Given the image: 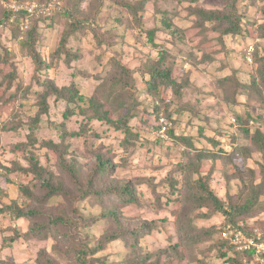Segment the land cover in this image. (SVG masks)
Returning a JSON list of instances; mask_svg holds the SVG:
<instances>
[{
	"label": "rangeland",
	"instance_id": "1",
	"mask_svg": "<svg viewBox=\"0 0 264 264\" xmlns=\"http://www.w3.org/2000/svg\"><path fill=\"white\" fill-rule=\"evenodd\" d=\"M41 1L0 0V21L4 9L33 12L39 2L44 3ZM89 1L83 0L79 9L86 10ZM101 1L104 9L93 26L95 31L85 28L73 32L62 15L57 17L61 23L49 20L39 25L35 49L40 63L52 66L49 71H37L29 45L17 40L11 22L0 24V56L6 59L0 66V209L14 204L23 208L30 205L41 209L45 216L54 217L61 210L67 211L72 204L64 195L44 200L46 190L39 188L41 182L33 174L17 170L31 166L26 156L44 169L46 180L73 192L77 190L75 185L86 188L88 180L96 173L101 156L104 161H109L111 171L105 174L100 187L106 190L111 183L128 184L135 187L137 202L125 203L116 193L81 202L79 210L90 219L89 227L79 233L73 230L72 236L54 230L46 239L29 238L23 234L30 229L29 221H17L11 212H0V264H39V260L40 264H78L79 244L96 245L104 232L111 231L120 234L139 231L142 238L140 253L136 252L138 257L121 241L110 243L96 256L104 258L108 264H124L129 258L142 260L144 256L148 263L155 262L159 256L162 258L160 264H230L219 258V235L203 242L202 236L194 234L195 229L223 232L230 226L228 219L222 213L205 218L213 213L208 206L184 205L187 187L184 178L189 174V163L200 160L199 152L169 138L166 131L165 137L160 136V131L166 127L159 132L155 128L158 123L164 125L165 122L163 117L157 121L153 113V96L148 94V80L143 77L142 70L158 60V50L147 42L140 30L127 25L131 21L126 26L116 22L120 13L112 0ZM144 1L147 2L142 18L146 27L162 28L163 15L160 14L164 13L175 24L176 38L162 34L157 36V42L168 55L172 53L169 63H174L172 68L177 82L186 78L191 81L182 91V97H175L165 87L159 89L162 100L172 101L168 111L177 119L174 124L176 137H192L195 147L217 154L213 160L209 157L201 159L200 173L195 172L193 180L207 177L210 189L223 202L234 197L235 201L243 203L252 190L247 192L244 188L238 169L243 170V177L256 189L263 181L261 165L264 157L249 149L243 153L249 152L247 157L236 158L230 163L226 160L227 155L218 150L222 147L227 149L224 151H232V144L235 151L237 147L252 144L240 129L238 117L258 119L249 123L250 128L255 131L260 127L264 131V73L258 62L259 57H264V39L257 38L261 34L260 27H264V0H235L247 35L225 37V48L218 41L221 32L206 33L193 26L188 16L191 0ZM192 1L195 5V0ZM199 1L205 8L220 9L229 7L232 2L196 0ZM41 6L46 7L45 4ZM157 10L163 13L159 14ZM130 19L134 20L133 17ZM64 36H68V40ZM179 36L183 39H178ZM109 43L114 45L110 47ZM62 44L70 55L58 57L57 50ZM250 46L256 49L251 62L247 59ZM207 53H212L213 61H202L208 57ZM118 61L134 71L133 77H127V86L123 84L117 89V97L108 99L105 97L110 90L107 81ZM232 73L233 78L224 86L220 84V78ZM254 80L258 85L257 93H251L249 89ZM46 82L58 87L76 83L82 96L98 102L101 111H108L113 121L127 116V123L122 126L99 121L88 101L81 102L82 106L67 105L51 95L48 113L36 124L34 120L39 114V101ZM234 92L236 102L230 99ZM124 100L126 107H121ZM188 105L193 108L187 110ZM68 109L73 113L65 116ZM132 109L136 116L129 118ZM56 126H62L63 130ZM9 127L16 129L8 130ZM213 142L218 143L217 149ZM49 143L62 145V159L77 172L71 173L62 166L58 154L48 148ZM21 186L28 187L35 194L34 198L25 197L20 192ZM258 205H264V189L259 204L251 213H257ZM111 209L116 211L114 215L103 217V213ZM246 223L264 234V212L247 219ZM191 228H195L192 233ZM232 255L230 253L228 258ZM243 264H264V259L253 258Z\"/></svg>",
	"mask_w": 264,
	"mask_h": 264
},
{
	"label": "trees",
	"instance_id": "2",
	"mask_svg": "<svg viewBox=\"0 0 264 264\" xmlns=\"http://www.w3.org/2000/svg\"><path fill=\"white\" fill-rule=\"evenodd\" d=\"M83 0H42L40 3L37 4V7L34 8L35 10L32 12L28 11V9H24L21 11H15L4 9L3 12V18L0 21V24L3 22H11V26L13 27L14 35L17 37V40L23 44V45H29L31 49V57H33V60L36 62L37 71L40 72L44 69H47V71L53 69L51 65L40 63L39 61V54L37 53V40L40 35L39 32V25L41 23L45 24L47 21H53V23H61L60 20H57V17L59 15H62L64 19H66V22L69 25V28L73 32H79L81 29L87 28L88 30H94V25H96L99 16H101L103 12V2L101 0H90L86 10H80L81 3ZM114 5L117 6V11L119 14L118 19L116 22L119 23L121 26H126L128 21H131V24L128 23L127 25L130 26L133 30L138 29L140 30V33L142 35H145L147 42L152 45L155 49L158 50V60L156 62H153L149 65L147 69L142 70L143 77L146 78L145 80H148L147 88H148V94H151L153 96L152 98V104H153V113H155L157 121L161 119V117L164 118V125H161L160 123L157 124L155 127L156 130L159 132L162 127H166V134L169 138L177 139L179 142L185 144L188 149H194L197 150L198 158L200 160L196 161L193 160L191 163H189V174L186 175L184 178V182H186V194L184 199V205L185 206H193L194 203L197 207L201 206H208L210 208V211L212 210L213 213L207 214L205 218L211 217L215 213H222L229 221L230 228L231 227H237L241 230H244L246 233H249L250 235L254 233L255 229H251L250 226L246 223L247 219L251 218L252 216H257L258 213L264 212V205L259 207L257 206V210L255 212L257 213H251L255 209V206L259 204L260 202V195L263 194L264 189V163L261 165L262 175H263V181L261 184H259V187L253 188V184L250 180H246L244 176V172L242 169H238V175L240 176L239 180L243 183L244 188L247 190V192H252L249 194L247 199L241 203L240 201H235L234 197H229V199L226 202H223L221 199L218 198L214 194V192L210 189L208 178H200L197 180H193L192 175L195 172L200 173V161L204 157H209L211 160L217 155L212 154L210 150L195 147L194 145V139L192 137H176L177 133L175 132L174 124L177 122V119L173 117V115L170 114L171 111H168L169 104L171 99L162 100L159 97V89L162 87L167 88L168 91H172L173 95L175 97H182V91L188 87L191 83L188 78H186L184 81H181L180 83L177 82V79L174 77L173 74V65L170 62L172 59L171 54L165 49H160V43L157 42V36L159 35H171L172 37L176 38V35L178 34L177 29L173 21L169 18H167L160 10H157V13L160 15H163L161 19L162 28L159 27H146L144 24V20L142 18V15L145 12L146 9V2L144 0H112ZM31 3V1H28ZM192 0L190 1V11L188 13V16L191 18V23L193 26L200 31L206 32V33H213V32H221V35L219 36L218 41L222 43V47L225 48L224 45V38L225 37H240L243 33L247 35V31L244 32L242 28V21L243 17L238 14V10L236 9L235 0H232L229 7L225 8H205L201 5V2H196L195 5L192 4ZM26 3V2H25ZM45 4L46 7H43L41 5ZM188 12V11H187ZM126 13H129V15H125ZM130 17H133L134 20H131ZM53 25V24H52ZM50 25V26H52ZM41 26V25H40ZM261 30L259 31L261 34L257 37L258 39H264V27H260ZM95 31V30H94ZM93 31V32H94ZM109 34V33H108ZM107 34V37H108ZM68 35V34H67ZM68 40V36H64ZM140 38V35L137 37ZM182 38L183 36H179L178 39ZM110 47L114 45V43H109ZM216 52V51H214ZM256 52V49H255ZM58 57L61 55H70V51H67L64 49V46L62 44V47L57 50ZM208 57L206 56L205 59L202 61L207 62L208 59L213 61L211 59L212 53H207ZM206 54V55H207ZM171 57V58H170ZM254 57V56H253ZM72 58V57H71ZM70 58V59H71ZM69 59V60H70ZM6 61V59H3L0 56V66ZM258 62L261 66V72L264 73V57H259ZM43 65V68L41 66ZM141 69V68H139ZM137 69L136 71H138ZM130 70V71H129ZM133 72L131 69H128L125 65H122L120 61L117 62V65L114 68V71H112L111 76L108 79V84H110V90L109 93L106 94V98L110 97H117L119 92L118 88L123 87V84L127 86L128 82L127 77H133ZM15 74V73H13ZM14 76V75H13ZM147 76H149V79H147ZM235 75L232 73L231 75H228L226 77L220 78L221 83L223 86L225 83L233 78ZM13 77L10 78V82H12ZM263 84H264V77H263ZM250 86L251 93H257L258 92V85L256 84V81L254 80ZM9 88V87H8ZM44 90L41 92V99L39 101L40 109L39 114L36 120V124L40 122V118L42 115H45L49 111V104H48V97L51 95L56 96L55 99L58 101L65 102L67 105L70 104H76L80 105L81 102L86 103L88 101L90 108H92L95 117L99 121H104L107 123H116L121 124L124 126L127 123V116L126 119L123 118V120H119L117 122L113 121L110 117V113L108 111L102 112L101 106L98 102H96L94 99L88 100L86 97H83L80 91L77 89L76 83L65 86V87H58L57 85L53 83L46 82L44 85ZM260 92V91H259ZM261 93V92H260ZM158 95V96H157ZM234 97L230 98L234 102H236V96L234 92ZM262 97V95H261ZM104 100H107L104 98ZM96 102V103H95ZM121 107H126L125 100L124 102H121ZM162 104H166L165 108H163ZM82 106V105H80ZM193 105H188L187 110L192 109ZM169 112V113H168ZM73 111L68 109L65 112V116H69V114H72ZM130 113H133V109L130 110ZM162 113V114H161ZM167 114V115H165ZM128 115V110L127 114ZM136 116L135 113H133L129 118H132ZM239 119V125L240 129L245 135V138L252 141L251 145H247L244 148L243 146L237 147L235 151L232 149V151H224L227 149H223L220 147L218 152L220 154L225 153L226 160L228 162H233L236 158H245L247 157V154L244 155L245 151L251 149V151H256L262 154L264 157V131L260 127H258L255 131L252 130V127L250 128L249 123L251 122L255 123V120L258 119H252V117H249L248 119H243L242 117H238ZM172 124V126H171ZM56 128H59L63 130L62 126H56ZM16 127H9L8 130H15ZM211 141V139H210ZM215 148L218 147V143L213 142ZM62 145L49 143L48 148L52 151H55L58 154V158H60V162L64 168H66L69 172L74 173L77 172L76 169L68 164L64 159H62L63 155H60V149ZM234 146V144H233ZM221 148L223 150H221ZM217 149V148H216ZM243 156V157H242ZM27 160L29 163H31V166L28 168H22L20 167V170L18 171H24L26 173H31L35 176L36 179H38L40 183V187L42 189L46 190V194L44 197V200H49L55 196H62L68 197L72 204L69 205L67 208V211L61 210L58 212V215L52 217V216H45L44 212L41 209H35L32 208L30 205H28L27 208L18 207L17 204H14L13 206L6 207L0 209V212H11L13 215V219L19 221L20 219H24L30 222V229L29 231L23 233L24 235H27L29 238H43L46 239L49 236V233L54 230L63 231L65 235L72 236L73 234L70 233L73 230L75 232H81L82 229H86L89 227V223L91 222L90 219L86 218L83 213L79 210V204L81 202L87 201L91 198L98 199L101 196H103L106 193L113 194L116 193L119 196H122L124 198V202L126 203H135L137 202L135 197L136 189L135 187H132L130 185H116L114 183H111L106 190L102 189L99 184H103L102 181L104 179L105 174L111 171V166L109 164V161H104L101 156L98 157L97 161V168L96 173L92 176L90 180L87 182L86 188H84L82 185L78 187V185H75L77 190L75 192L69 191L65 189L62 185H54L51 183L50 180H46L44 178V169H41L38 164H35V162L27 157ZM240 171V172H239ZM96 181V182H94ZM185 184V185H186ZM21 193L25 195L28 199H33L35 194H33L28 187L21 186ZM103 194V195H102ZM101 203V201H100ZM116 211L114 209H111V211H106L103 213V217L109 215H114ZM42 217V218H39ZM192 223V219L190 217V221ZM193 226V223L191 224ZM146 226V224H144ZM147 228V227H146ZM195 228H191V233L194 231ZM74 232V231H73ZM138 232V233H137ZM133 232V233H127L122 232L120 234L119 232H104L101 238L98 240L96 245L90 246L87 242L79 244L80 248L77 250L76 254V261L78 264H108L104 258L96 257L97 254L103 250L112 242L114 241H121L123 246L126 249H130L134 252V254L137 256L136 252L138 251L140 253V241L142 238V233L139 231ZM222 231H214V229H195L194 234L196 236H202V241H211L212 238H214L216 235H219V239L217 240V250L220 251L219 258L226 259L230 264H243V262L247 260H251L254 258V255L251 252H240L236 250V246L231 244V242L227 239H224L222 237ZM78 235V234H77ZM232 253V257L228 258V256ZM228 258V259H227ZM162 258L158 256V259L155 262H149L146 256L142 260H135L133 258H129L127 263L124 264H160L162 261ZM40 264V260H39Z\"/></svg>",
	"mask_w": 264,
	"mask_h": 264
},
{
	"label": "built area",
	"instance_id": "3",
	"mask_svg": "<svg viewBox=\"0 0 264 264\" xmlns=\"http://www.w3.org/2000/svg\"><path fill=\"white\" fill-rule=\"evenodd\" d=\"M255 50L253 46L248 48L247 59L251 62ZM166 129L163 128L160 131V136L165 137ZM222 237L231 242V244L236 246V249L240 252H251L255 259L260 261L264 259V234L255 231L253 234L246 233L237 227H228L222 233Z\"/></svg>",
	"mask_w": 264,
	"mask_h": 264
},
{
	"label": "clouds",
	"instance_id": "4",
	"mask_svg": "<svg viewBox=\"0 0 264 264\" xmlns=\"http://www.w3.org/2000/svg\"><path fill=\"white\" fill-rule=\"evenodd\" d=\"M255 53V52H254ZM253 56H254V54H253Z\"/></svg>",
	"mask_w": 264,
	"mask_h": 264
}]
</instances>
